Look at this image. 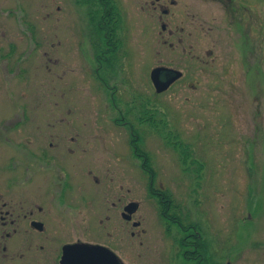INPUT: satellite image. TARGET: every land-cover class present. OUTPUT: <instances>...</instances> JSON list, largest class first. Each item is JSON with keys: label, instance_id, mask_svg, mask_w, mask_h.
Listing matches in <instances>:
<instances>
[{"label": "rangeland", "instance_id": "rangeland-1", "mask_svg": "<svg viewBox=\"0 0 264 264\" xmlns=\"http://www.w3.org/2000/svg\"><path fill=\"white\" fill-rule=\"evenodd\" d=\"M137 1L121 0L123 15L102 29L97 0H10L0 121L7 109L15 144L29 134L24 122L44 123L42 144L50 130L61 143L73 133L76 170L113 178L123 201L138 202L143 255L170 244L173 264H196L199 245L200 264H264V0H174L161 19ZM103 37L114 48L102 46L97 71ZM160 66L180 76L157 92ZM129 226L122 252L132 264Z\"/></svg>", "mask_w": 264, "mask_h": 264}, {"label": "flooded vegetation", "instance_id": "flooded-vegetation-1", "mask_svg": "<svg viewBox=\"0 0 264 264\" xmlns=\"http://www.w3.org/2000/svg\"><path fill=\"white\" fill-rule=\"evenodd\" d=\"M120 1L97 0L102 18L99 28L106 29L103 21L106 17L123 15ZM136 5L145 16L161 19L162 13H173L171 7L177 4L174 0H138ZM10 12V0H0V18L4 20L0 21V94L4 98L10 97L9 61L14 49L8 38ZM161 28L165 30L166 25L161 24ZM172 34L169 30L168 36ZM57 45L58 42L51 43L54 50ZM105 45L114 48L108 40L94 47V52L100 51L95 54V61L101 64L95 68L97 71L107 58V50L101 49ZM53 63L58 66L57 57ZM159 68L163 69L160 79L169 85L180 76L175 67ZM22 95L25 97L26 93ZM63 124L69 127L70 121ZM22 126L29 127V134L15 144L10 139L11 123L6 109L0 121V264H128L122 252L123 222L130 225L126 232L131 242L136 241L132 264H152L155 254L161 261L167 257L170 264L175 263L177 257L168 250L170 244L166 251L152 247L155 251L152 256L140 251L148 240L132 231L141 226L135 217L139 204L130 199L123 201L122 187L117 181L101 177L91 169L76 170L73 133L61 143L50 130L48 141L42 144L37 140L43 122L36 125L24 122ZM165 238L169 241L170 237ZM150 240L157 241L155 237ZM190 255L194 263L200 264L201 246L191 249Z\"/></svg>", "mask_w": 264, "mask_h": 264}, {"label": "water", "instance_id": "water-1", "mask_svg": "<svg viewBox=\"0 0 264 264\" xmlns=\"http://www.w3.org/2000/svg\"><path fill=\"white\" fill-rule=\"evenodd\" d=\"M162 70H163L162 68H154L151 71V75H150L151 81L157 92L163 91L169 86V83H164V81L160 79V72Z\"/></svg>", "mask_w": 264, "mask_h": 264}]
</instances>
